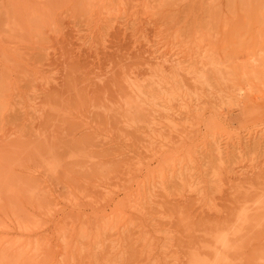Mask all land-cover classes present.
<instances>
[{"label": "rangeland", "instance_id": "rangeland-1", "mask_svg": "<svg viewBox=\"0 0 264 264\" xmlns=\"http://www.w3.org/2000/svg\"><path fill=\"white\" fill-rule=\"evenodd\" d=\"M261 199L264 0H0V264L212 261L243 209L218 264H264Z\"/></svg>", "mask_w": 264, "mask_h": 264}, {"label": "bare ground", "instance_id": "bare-ground-1", "mask_svg": "<svg viewBox=\"0 0 264 264\" xmlns=\"http://www.w3.org/2000/svg\"><path fill=\"white\" fill-rule=\"evenodd\" d=\"M20 3H17V12H18V8H19ZM191 52V51H190ZM187 54V53H186ZM207 53H205L204 55H206ZM185 55V54H184ZM182 56L183 61L181 62L182 64H187L186 65V70L185 72L187 73L188 76H191L193 74H195L198 71V68L200 69H205L206 68V63L204 62V55H202L200 52H195V53H190L187 54L186 56ZM169 56V54H168ZM175 57V56H174ZM163 59V58H162ZM175 58H171L170 56L167 57V59H164L161 63H160V67L158 68V70H163L165 67V65H169L170 70L175 71V69L177 70L178 68V63H175L174 61ZM176 60V59H175ZM178 62V60H176ZM180 64V63H179ZM220 101V100H219ZM187 102V101H186ZM183 102L181 101V105H177L179 102H176L175 104V100L174 98H166L165 100H163L161 102V105L158 106L157 104H153V103H144L142 102L141 104L139 103L140 106H144V107H148L149 110H152L153 112H155V114L157 113L158 118L160 119L161 117H165V123L164 125L168 128V129H173L175 128V124L174 122V115L177 116H184L186 118H189L191 116L192 113V109L193 108V104L192 102ZM217 102V101H216ZM174 103V104H173ZM220 104V103H219ZM147 105V106H146ZM178 106V107H174V106ZM217 106V105H215ZM195 107V106H194ZM155 109V110H153ZM193 110H199L198 106L196 108H193ZM156 117V116H154ZM156 120V119H154ZM260 140V139H259ZM259 148V147H258ZM237 148L234 150L236 151ZM214 151V150H213ZM216 154V159L219 162L218 166L221 167V159L223 157L222 152L220 151V149L216 148V150L214 151ZM236 155L239 154V152H234ZM182 170V169H181ZM190 170V169H189ZM188 170V171H189ZM192 170V168H191ZM193 171V170H192ZM253 171V170H252ZM183 172H187L183 171ZM189 174V173H188ZM181 172H179V177H177L180 185L183 188H187V190L190 192H195V189H192L194 187V182L195 180H191V183H187V187L185 185V182H183L182 178H180L181 176ZM190 175V174H189ZM184 178V176H183ZM191 178V177H190ZM187 180V179H186ZM247 181V180H246ZM249 185V184H248ZM240 186V185H239ZM200 187V186H199ZM198 187V188H199ZM249 189V188H248ZM197 192V191H196ZM148 193V192H147ZM139 194V193H138ZM145 195L142 196V198H144L143 200L146 199V197H144ZM151 197V196H150ZM140 198V199H139ZM138 200H142L141 197H139ZM147 199H149V197H147ZM152 200L150 199V202ZM137 202V200H136ZM136 202H133V206L135 208V210H138V205L136 204ZM153 202V201H152ZM146 203V200H145ZM144 204V203H143ZM145 207V206H144ZM143 209L141 210H144ZM140 210V211H141ZM253 210H263L264 211V199L259 200L258 202L255 203L254 205V209ZM257 212V211H256ZM255 215V214H254ZM237 218L241 220L242 224L239 225L240 227L238 229H236L235 231H232L231 233H225V231L221 232V233H217L216 235L213 236L212 238V246L214 247V251H213V255H214V259L211 260H204L202 259L199 254H195L192 256V260H191V264H218V262L220 261V253L223 251H229L232 249V241L234 239H237L239 237V233H241V231L243 230V226L248 222V218L249 215L247 214V212L243 209L238 215ZM143 225V224H142ZM19 226V225H18ZM19 229V228H18ZM105 229V228H104ZM245 230V229H244ZM100 231V230H99ZM26 232V231H25ZM102 233V232H101ZM98 234V233H97ZM58 238V237H57ZM109 239V238H108ZM57 241V239H56ZM56 246V245H55ZM120 246V245H119ZM51 248V247H50ZM54 248V247H53ZM52 248V249H53ZM155 248V247H154ZM200 252V251H199ZM203 253V252H202ZM210 253V252H209ZM166 255V252L164 253ZM34 255V254H33ZM208 256V255H207ZM206 257V256H205ZM209 258V257H208ZM159 262V261H158Z\"/></svg>", "mask_w": 264, "mask_h": 264}]
</instances>
